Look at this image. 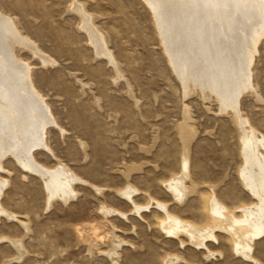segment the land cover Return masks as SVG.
I'll return each instance as SVG.
<instances>
[{
    "label": "rangeland",
    "instance_id": "374dc122",
    "mask_svg": "<svg viewBox=\"0 0 264 264\" xmlns=\"http://www.w3.org/2000/svg\"><path fill=\"white\" fill-rule=\"evenodd\" d=\"M80 1L106 34L120 77L95 54L71 0H0V9L55 61L42 66L19 52L57 123L46 135L50 150L37 149L34 157L48 168L61 163L81 179L69 200L49 201L36 174L11 157L0 160L7 184L0 207L12 215L0 213V264H264V231L247 258L219 228L200 245L186 228L165 232L168 216L208 225L212 201L237 218L259 205L240 182L239 129L215 97L184 92L144 0ZM252 84L255 94H244L239 107L264 136V38ZM185 113L195 132L187 152L178 130ZM187 171L189 192L175 200L168 184Z\"/></svg>",
    "mask_w": 264,
    "mask_h": 264
},
{
    "label": "bare ground",
    "instance_id": "6f19581e",
    "mask_svg": "<svg viewBox=\"0 0 264 264\" xmlns=\"http://www.w3.org/2000/svg\"><path fill=\"white\" fill-rule=\"evenodd\" d=\"M144 1L155 16L164 50L184 92L190 94L197 90L203 99L213 96L219 103L220 113H231L240 132L243 161L240 182L251 193L247 195L260 202L242 209V217L237 218L234 211L212 201L208 225L198 228L168 216L163 229L176 235L186 228L192 241L200 245L206 237H213L214 228H219L227 232L238 252L251 257L254 238L264 231V136L252 128L239 106L244 94H255L252 65L257 45L264 38V0ZM71 3L70 10L79 15L80 28L88 35L95 54L104 57L120 77L116 59L107 46V36L95 23L96 16L80 0H71ZM22 51L37 57L42 66L55 62L21 31L15 18L0 9V160L11 157L21 168L42 180L49 201L57 198L65 202L74 196L73 185L81 179L61 163L48 168L34 157L37 149L50 150L46 135L48 128L57 123L35 86L32 67L19 56ZM188 119L185 113L178 129L186 152L195 133ZM186 177L188 171L168 184L175 200H182L189 192L184 184ZM5 184L0 178V194ZM0 213L12 217L1 207Z\"/></svg>",
    "mask_w": 264,
    "mask_h": 264
}]
</instances>
